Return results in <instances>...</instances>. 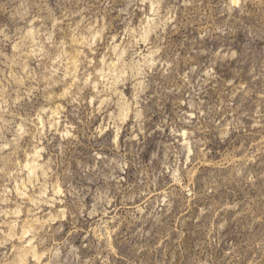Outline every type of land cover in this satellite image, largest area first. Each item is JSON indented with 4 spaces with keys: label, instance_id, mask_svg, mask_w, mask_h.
<instances>
[{
    "label": "rangeland",
    "instance_id": "374dc122",
    "mask_svg": "<svg viewBox=\"0 0 264 264\" xmlns=\"http://www.w3.org/2000/svg\"><path fill=\"white\" fill-rule=\"evenodd\" d=\"M0 264H264V0H0Z\"/></svg>",
    "mask_w": 264,
    "mask_h": 264
}]
</instances>
